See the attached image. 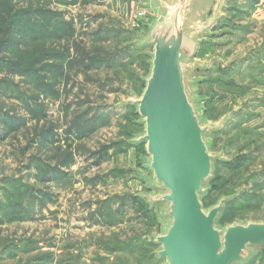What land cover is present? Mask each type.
Listing matches in <instances>:
<instances>
[{
    "label": "rangeland",
    "instance_id": "obj_1",
    "mask_svg": "<svg viewBox=\"0 0 264 264\" xmlns=\"http://www.w3.org/2000/svg\"><path fill=\"white\" fill-rule=\"evenodd\" d=\"M17 1L22 9L32 7L49 9L50 14L59 13L61 20L70 23L75 30L76 42L82 40L81 46L85 48L98 46V43H92L95 38L93 32H97L100 33L99 39L105 37L101 45L107 50L117 46L120 41H124L119 44L124 52L127 47L131 50L138 39L136 31L140 24L135 18L136 11H145L148 24L152 17H157L151 0ZM253 1L256 4L253 2L249 8L246 0H216L209 20L217 17L219 20L202 37L196 55V60L200 62L212 59V70L210 73L195 71L191 74V79L205 81L195 89L206 99L202 104L206 113L213 121L227 117L220 131L209 136L211 150L225 161L243 154H253L252 158H255V161L242 166V171L231 180L234 190L224 186L232 173L222 167L217 172L216 168L215 184L208 185L211 190L203 201L205 207L213 204L222 192L244 189L251 193L253 182L248 179L250 172L264 169V79L252 81L264 70V0ZM49 26L52 34H55V22H50ZM108 30L117 31L120 36L113 38L106 33ZM57 33L58 36L62 34L61 31ZM51 43L58 45L54 44L58 43L56 41ZM142 53L150 55L152 48H145ZM138 55L139 52L135 51L124 53L122 61H128V64L117 70L101 65L86 75H76L73 83L60 80L54 87L59 99L44 100L48 104V120H40L37 126L30 121L17 134L0 140V199L3 197L1 179L4 177H21L24 182L34 186L36 197L40 199L33 217L28 216L25 220L1 218L0 250L2 242L6 245L16 243L20 248L2 255L0 264H16L27 259L35 263L41 256L46 257L43 264H159L153 258L149 260V256L155 249L152 236L160 233V218L156 220L154 214L149 212L135 214L128 206H125L127 211L116 226L96 223L91 217L100 201L113 196L145 194L148 192L145 179L152 180V173L144 167L143 160L147 157L144 146L130 149L124 145L130 139L129 135L143 130V127L135 125L136 118L124 105V101L130 98L129 92L138 88L137 82L146 72ZM218 67L227 70L221 73ZM14 83L16 89L7 91L0 98V113L9 112L15 114L11 116L23 117L27 113L20 108L16 98L20 93L25 100L27 98L24 97L31 92L17 77H14ZM82 102V110L76 109L75 104ZM64 104H71L68 111L70 116L85 111L88 113L81 124L88 123L89 115L92 118L99 113L91 123L95 131L81 141L69 140L73 163L68 169L62 168L65 175L44 183L36 177V170L29 159L35 162L39 159L45 165L60 167L58 161L64 152L55 151V146H37L30 140L44 128L50 129L51 124L60 139L55 145L65 147L62 135L70 117L64 119L61 109ZM17 105L19 108H14ZM112 143L119 145L108 152L106 161L93 164L90 155ZM105 176L107 178H103ZM97 177H102V181ZM259 198L243 205V208L236 205L233 210L228 209L225 222L264 219V188ZM115 207L111 210L114 211ZM162 209L163 206L155 207L157 214ZM122 243H132L135 249L114 252L116 250L113 248ZM252 257L249 264H264V247ZM36 264H40V261Z\"/></svg>",
    "mask_w": 264,
    "mask_h": 264
},
{
    "label": "water",
    "instance_id": "obj_2",
    "mask_svg": "<svg viewBox=\"0 0 264 264\" xmlns=\"http://www.w3.org/2000/svg\"><path fill=\"white\" fill-rule=\"evenodd\" d=\"M216 0H151L157 17L138 33L135 44L152 48L149 72L139 96L124 105L139 117L143 132L130 143L144 146L148 192L140 195L159 213L160 233L154 234L155 257L162 264H247L264 247V220L240 221L218 228L229 198L204 209L201 197L213 164L224 160L210 151L211 133L220 131L227 117L206 120L191 79L192 72L213 65L196 60L202 37L214 27L209 20ZM152 192V193H151ZM154 192V193H153Z\"/></svg>",
    "mask_w": 264,
    "mask_h": 264
},
{
    "label": "trees",
    "instance_id": "obj_3",
    "mask_svg": "<svg viewBox=\"0 0 264 264\" xmlns=\"http://www.w3.org/2000/svg\"><path fill=\"white\" fill-rule=\"evenodd\" d=\"M253 2L256 4V1L246 0V3L250 4L249 8L253 6ZM18 3L19 2L17 0H0V76H3L0 78V98L3 97L7 91H13V89H16L14 77H17L19 82H24V85L28 88V92H31V94H29L27 97H24L27 98L25 100H23V97L20 96V93L18 98H16V100L20 102V108L22 107L26 111L27 114H25V116L15 117L11 116L15 114H10L9 112L0 113V130L2 132H0V140H2L4 137L17 134L19 131H21V129L25 128L27 123L30 121L37 126V123L40 120H48V104L44 103V100L59 99L58 92L54 89V87H56L55 84L60 80L64 81L65 83L68 81H72L73 83L74 77L76 75H86L92 70H97L96 68H99L101 65H105L108 69L115 70L126 67L128 61L123 62L122 59L124 58V53L128 51L139 52L138 57L141 59V66L144 65L145 67V75L140 80L135 78L138 80V88L131 89L130 91L131 94L136 96L141 94L144 88L143 79L148 75L149 72L148 62L150 58L148 57V54L144 55V53H142L144 52L145 48H139L136 46V44H134L131 47V50H129L127 47V51L124 52V49L120 47L124 41H120L117 42V46L107 50V48L101 45L105 37L99 39L100 33L97 32H93V37L95 38L93 39L94 42L92 43H94V45L98 43V46L89 48L82 47L81 44L83 41L80 40L79 42H76L74 37L75 30L71 27L70 23H66L61 20L62 17L59 15V13L50 14L49 9L39 10L32 7L22 9L19 7ZM50 22H55V25H57V27L54 29L55 34H52L51 32V27L49 26ZM58 31L62 32V34L59 36L57 33ZM143 32H145V34L147 33V29H145V27L143 28L142 32L137 29L136 35L138 33L143 34ZM106 33L112 35L113 38L120 36L117 31L113 30H108ZM51 41L58 42L54 43L58 45L54 46ZM60 43H63V45H60ZM211 70L212 66L210 69L205 70V72L210 73ZM217 70L218 72L220 71L221 73H224V71L227 69L224 70L222 67H218ZM258 79H264V70L258 77H253L252 81H256ZM108 80L113 81V79ZM115 80L116 79H114V81ZM202 81L203 80L197 82L195 86L200 84ZM204 82L205 81H203V83ZM197 95L203 98L201 101V109L203 110L204 118L206 120L213 121L212 118L206 113V109L202 107V104L206 101L205 97L199 93H197ZM22 96H24V94H22ZM40 96L43 98L41 99ZM0 102H2V99ZM71 104H64L61 108L64 119L67 120L70 117L66 129L62 135L65 144L64 148L59 145H55L58 143V141H60V139L58 134L53 131L54 127L51 124H49V126H51L50 129L44 128L43 131L36 133L34 138L30 140L31 143H37V146H50L51 148L55 146V151L64 152L62 153V159L58 161L60 167H52L48 164L45 165L44 163L40 162L39 159H37L36 162L32 158L29 159V161L33 163L31 165H33L36 170V177L44 183L51 180H57L59 177L65 175L66 173L62 170V168L68 169L73 163L74 159L71 152L72 144H69V140L74 139L81 141L84 138L89 137L95 131V128L93 127V124L91 125V123L95 121V118L97 115H99V113H95L96 115L92 118L89 115L90 119L88 123L86 125L85 123L81 124L83 122L81 120L88 116V113L85 111L77 115L73 114L70 116L68 111L71 109ZM19 105L15 106L14 108H19ZM75 105V108L79 110H82L84 107L83 102ZM1 108L2 107H0V112L2 111ZM126 108H129L131 110L132 116L136 118L135 125L142 127L137 123L139 117L135 113V109L131 106H126ZM97 110L102 111V109ZM220 119L221 118L218 120ZM142 132L132 134L131 136L129 135L130 139H128L124 145L130 149L136 147L139 148L140 146L131 144L130 140L135 135H138ZM54 140H57V142H53ZM118 145L119 143H112L110 145L102 146L96 153L90 155L89 158L93 160V164L99 165L106 161L108 152L114 148L116 149ZM27 149L28 148L24 150L26 151ZM210 151L215 153L211 150V148ZM252 156L253 154H243L236 156L231 161L216 160L214 162L212 178L205 184L206 192L201 197V203L204 209H208L214 206L221 198H229V201L225 202L224 204V209L217 222V226L224 227L225 225L240 221L264 220L239 219L228 222H225L224 220V218H226L228 209L233 210V206L236 205L242 206L240 208H243L245 207L243 205L249 204L250 202H253L259 198V194L262 193V188H264V169L250 172L248 179L253 182V185H251L250 188L251 193L245 192L244 189L238 192H222L219 194L217 200L210 206L205 207L203 204V201L207 198L208 193L211 190L209 189L208 185L212 184L213 186L215 184L214 175L216 168L217 172L222 167L227 168V170L232 173L231 177H228L225 180L224 186L226 189L233 188L234 190L233 184L231 185V180L238 176V174L242 171V166L248 164L252 160L255 161V158L253 159ZM51 158L56 159V157ZM27 168H29V165ZM103 178H107V176ZM103 178L101 177L99 179L102 181ZM1 182L3 185L1 192L3 197L0 199V216H2L0 217V220L1 218L25 220L28 216L33 217L36 205H39L40 203V199L36 197L34 186L24 182L21 177H4L1 179ZM250 194L253 196H250ZM43 195L47 196L46 194ZM261 198L262 197L259 199ZM240 203L241 205H239ZM114 206L116 207L114 211H112L111 209L114 208ZM125 206H128L129 209H131L135 214H146L147 212L154 214L153 216L155 219H158L159 221L160 217L159 214L156 213L155 208H151L146 200L140 195L107 197V199L100 201L97 204L96 210L94 214H91V217L96 223H101L108 226H116L117 222H119V219L123 217L124 212L127 211ZM152 245L155 247V249L150 253L149 260L153 258L159 264H162V262L159 261L154 255V252L157 248L154 244L153 237ZM134 247L135 245L132 243H122L116 248H113V250H116L114 252H129L130 250L135 249ZM19 248L20 247L16 243L6 245V243L3 244L2 242L0 257L4 254L11 253L12 251L15 252L16 250H19ZM252 258L254 259V257ZM252 258L250 261L253 260ZM45 260L46 257L41 256V259H38V261H35V263L31 262L33 260L27 259L25 262L19 261L16 264H36V262L39 261L40 264H43ZM250 261H248L247 264H249Z\"/></svg>",
    "mask_w": 264,
    "mask_h": 264
},
{
    "label": "built area",
    "instance_id": "obj_4",
    "mask_svg": "<svg viewBox=\"0 0 264 264\" xmlns=\"http://www.w3.org/2000/svg\"><path fill=\"white\" fill-rule=\"evenodd\" d=\"M136 20L140 22L139 26H138V30H140L141 32L143 31V28L148 25L149 20H147V15L145 13L144 10L142 9H138L136 11V16H135Z\"/></svg>",
    "mask_w": 264,
    "mask_h": 264
}]
</instances>
